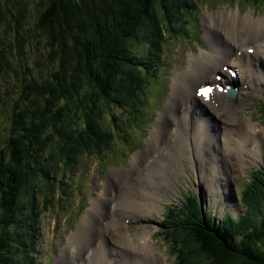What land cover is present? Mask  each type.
Segmentation results:
<instances>
[{
  "label": "rangeland",
  "instance_id": "obj_1",
  "mask_svg": "<svg viewBox=\"0 0 264 264\" xmlns=\"http://www.w3.org/2000/svg\"><path fill=\"white\" fill-rule=\"evenodd\" d=\"M145 11L150 12L151 21L143 22L132 53L161 61L158 65L157 62H152L147 70L142 66H136L146 71L141 74L144 79H155L152 80L153 82L149 81L148 87L144 86L138 91L139 99L142 101L141 94L147 89L148 103L144 107L147 115L143 117L138 111L123 109L117 102L118 98L106 95L108 91L104 95L100 89H96L90 92L89 99L82 100L86 105L82 112L75 113L72 109L67 111L69 114V118L65 119L67 123H62L57 131L52 133V137L45 141L43 151L37 152L36 158L41 160V165L36 166L31 174L27 175L23 191H28L34 197L37 208L41 207L37 210L36 221L38 229L41 230L37 242L39 254L36 253L34 256L38 264L71 262V256H74L66 247L69 245V235L78 229L82 219H85L84 216L91 219L90 208L93 201L99 196L118 199L129 195L126 182L114 183L115 180L111 179L109 172L113 169L129 167V161L133 155H142L143 150L148 147L150 139L148 137L151 132L155 128L165 127V122L164 126L159 127V116L171 96L175 79L178 82L181 80L176 90L178 107L175 114L181 115L190 103L193 106H200L210 121L209 130L218 136L219 129L223 133L227 129L230 136L234 137L242 130L243 122L250 121L259 127V131L254 134L258 146L251 155L239 156L235 152L229 153L223 141L221 144L214 141L213 144L204 145L206 156L210 158L212 154L217 156L212 159L218 165L220 180L209 176L206 172L199 174L200 168L196 165H194L195 170L190 168L194 177L188 172L187 179L183 170L186 167L184 157H181L180 166L182 174L184 173V184H192L193 194L199 198L203 210L208 209L211 215L218 210L216 218L229 214L231 218L240 220L247 213V209H244L239 201L243 185V194L248 195V203L253 211L257 214L259 213L257 210L264 212L262 199L264 86L253 81H245L246 71L250 70L254 74L251 68L252 62H260L264 65V54L258 53L253 60H250L238 44L249 36V30L242 28L240 17L247 16L264 21V0H150ZM230 11L235 16L230 26L231 29L233 28L232 32L236 33L234 39L228 35L229 25L223 22L225 13ZM219 15L222 17L221 20ZM200 34L201 37H199ZM11 39L8 38L7 41ZM262 40H264V33ZM9 43L12 47L8 50L13 49L18 53L14 42L10 41L7 45ZM203 44L204 47H202ZM205 50H209L216 58L221 57L219 60L222 61L217 65V71L212 78L206 77L202 83L213 82L219 74L218 81L220 80L221 88L238 84L239 93L235 99L224 94L220 95L216 90L214 92L217 97L212 100L213 103L196 96L184 99L186 91L185 88L183 91L182 84L185 85L190 80L191 84H194L193 81H197L196 78L206 75L209 71L207 67L202 66L200 60H189L188 55L189 53H205ZM13 51L14 59L17 55ZM7 55L11 56L9 52ZM20 55L26 56V47L25 53L21 52ZM235 58L242 64L241 75H238L235 67L228 64ZM12 63L14 62L11 59V66H13ZM197 67H200V70ZM9 70L0 72V154L7 152V142L12 134L10 119L13 99L11 96L13 91L17 92L19 88L18 82ZM7 71H9L8 74ZM115 71L119 74V67ZM229 72L234 74L231 75ZM259 77L264 79L263 74H259ZM223 78L225 83L222 81ZM118 80V77L111 78L109 84ZM141 85L143 86V83ZM180 93L182 95H179ZM134 99H128L127 103ZM137 103L135 107L138 106ZM227 104L236 107L235 111L242 118V125L232 111L226 109ZM190 113V127H196L195 112L192 110ZM150 160L151 158L148 157V161ZM144 171L145 163L143 159H140L139 169L132 174L134 179L139 178L140 173ZM110 181L111 185H109ZM184 184L179 182V190H174L172 194L171 201L176 204L182 197L180 192L188 193V188ZM140 185L144 187L145 183L142 182ZM200 189L203 191L201 192ZM216 192L219 193L216 194ZM212 194L215 204L208 203L207 195L211 197ZM45 197H50L51 202L47 199L49 203H46ZM171 201L165 202L163 209L149 210L150 212L143 218L126 216L122 219L123 225L119 227L121 231L135 232L142 227L149 229L148 240L152 243L155 254L150 252L147 255L141 251H131L119 242L121 240L119 233L109 225L119 216L117 210L112 208L111 202L100 207V214L95 216L94 220L98 228L104 229L100 241H102L101 245L107 248L108 252L105 250V253L111 259L107 263L116 264L115 259L123 257L125 254L122 251H124L129 253L128 264H219L217 257L209 256L199 247L196 249L195 243L175 225L178 223H175V213L169 211L168 206L172 203ZM184 202L187 204L185 200ZM166 209L168 210L165 212ZM164 212L166 216H163ZM172 219L175 224H171ZM89 223L90 221L87 224ZM4 228L0 219V237H3ZM8 230L12 233L10 223H8ZM9 238L11 239V236ZM8 243L10 244V241ZM96 247L98 246L93 244L86 250L78 251V258L76 262L72 261V264H89L88 256L94 255ZM92 250L94 252L89 253ZM5 254H3L5 259L11 256V254ZM135 255L142 259H136Z\"/></svg>",
  "mask_w": 264,
  "mask_h": 264
},
{
  "label": "trees",
  "instance_id": "obj_2",
  "mask_svg": "<svg viewBox=\"0 0 264 264\" xmlns=\"http://www.w3.org/2000/svg\"><path fill=\"white\" fill-rule=\"evenodd\" d=\"M149 1L0 0V72L10 69L19 87L11 96L12 134L7 152L0 154V219L5 226L0 258L11 254L7 259L3 256L1 264H38L34 256L38 254L36 221L41 207H36L23 185L27 175L41 165L37 152L43 151L45 141L69 118L67 111L82 112L86 106L82 100L100 89L118 98L123 109L140 113L138 91L148 83L141 74L153 59L132 50L143 22L151 21L150 12L145 11ZM10 41L18 53L8 50ZM25 47L24 57L20 53H25ZM12 51L17 58L13 59ZM115 77L119 80L109 84ZM241 203L247 213L240 220L228 214L218 219L208 212L192 224H175L173 219L171 224L186 233L196 249L217 257L219 264H264V212L253 211L248 195H242ZM189 206L190 201V211Z\"/></svg>",
  "mask_w": 264,
  "mask_h": 264
},
{
  "label": "bare ground",
  "instance_id": "obj_3",
  "mask_svg": "<svg viewBox=\"0 0 264 264\" xmlns=\"http://www.w3.org/2000/svg\"><path fill=\"white\" fill-rule=\"evenodd\" d=\"M219 16L221 20L222 17L221 15ZM240 18L242 28L249 30V36L246 39H243L242 42H239L238 44L240 45L239 47L243 50V52L247 56H249V59L253 60V58L256 57L258 53L264 54V40H262V35L264 33V21L263 19L262 21H260L257 18L251 19L247 16ZM234 19L235 16L232 11L226 12L223 17V22H226L229 25L228 35L231 39H234L236 37V33L232 32L233 28H230V26L234 22ZM188 58L189 60L193 59L194 61L200 60L202 66L207 67L209 71L206 75L200 76L199 78L195 77L197 81H193L194 84H191L190 79L189 83L187 82L185 83V85L182 84L183 91L184 88L186 91V96L184 97V99L193 98L194 96H196L204 101L213 103L214 101L212 100L217 97L216 92L212 90L208 96H205L204 94H201V89L200 93L197 89L203 86L202 82L206 80V77L212 78V75L217 71V65L222 61L219 60L221 59V57L216 58L211 55V52L209 50H205V53H189ZM228 64L238 70V75H241V73H243L242 64L241 62H238L237 58L233 59V61L231 62H228ZM251 64V68H253L252 72H254V74H252L249 70L248 81H253V83H259L260 86H264V79L262 77H259V74L264 75V66L260 64V62H252ZM221 66L222 65H220V67ZM199 68L197 67V69ZM229 73H231V75L234 74L233 72ZM196 75L199 74L196 73ZM224 80L225 78H223L222 80L223 83H225ZM179 82L177 79L174 80L171 96L164 105V108L159 116V127L164 126V122L165 127L162 129L155 128L151 132L150 136L148 137L150 138L148 141V147L143 150L144 152L142 153V155H133V157L129 161V167H127L126 169H113L109 172V176L111 177V179L113 178L115 180L114 183L123 181L126 182L125 184L128 190L127 194L129 195H124L118 199L99 196L93 201V205L90 208V211L92 213L91 219L90 217L84 216L85 219H82L81 223L77 227L78 229H76L77 231L75 230L76 232L73 231L69 235V245L66 247L68 251H70V253H73L74 257L71 256V262H69L68 264H72V261L73 263L76 262L78 258V251L86 250L93 244L100 247V250L98 252V255L96 257H93L89 262H92V264H110L107 262H109L111 259L108 257V254L102 251L103 244L101 245L102 241H100V237L104 229L98 228L97 222L94 220V217L100 214V207L107 204V202H111L112 208L115 211L117 210V213L119 214L118 218L114 219L115 221L109 223V225L116 229L119 233L121 238L119 242H121L131 251H141L146 255L150 252L152 254H155L153 245L148 240V237L150 235L149 229H147L146 227H142L139 229V231L137 230L135 232H130L129 230L121 231L119 227L123 225L122 219H124L126 216H133L134 218L137 217L140 219L145 217L148 212H150L149 210H156L158 208L163 209L164 203L171 201L168 193H172L174 191L175 178L181 170L179 167L181 157L183 154H185L186 151L189 150L192 143L194 144V146L192 147L195 152L194 156L197 160L198 167H200V174H203L206 170L213 175H218V173H220L218 170V165L213 162L210 157L204 156V151L201 147L203 137L200 132L196 133L194 129V131H191L193 136L190 137L188 135L189 128L186 125V121L184 118H189L188 115L183 114L182 117H179L177 114H175L178 107L176 104V90H178L177 87L181 84H179ZM229 90L238 93L237 88L235 89L232 86L231 88H229ZM223 93L224 92H221L219 94L222 95ZM179 95L182 94L180 93ZM188 109L190 110V107ZM226 109L231 110L234 116L239 119V122L242 125V118L237 115V111H235L236 107L232 104H227ZM194 112L195 116H197L199 110L197 109ZM243 123L244 124L242 125V130H240L239 133L234 137L230 136V133L226 131L227 129L224 131V133L222 131L221 134V140H223L227 152H235L239 156L251 155L256 151V148L258 146V141L254 137V134L259 131V127L250 121ZM200 128L202 129L203 133L206 134L204 128H202L201 125ZM195 136L196 141L194 140ZM216 136L217 134L210 137L208 136V138L210 141L214 142L217 140ZM190 152L191 155H193L192 151ZM148 157L151 158L150 161H148ZM140 159H143L145 163V171L140 173L141 175H139V178L136 177L134 179L132 174L139 169ZM205 161L208 162L209 165L206 164ZM139 182H144V187H142ZM109 185H111V181L109 182ZM200 191L202 192L203 189H200ZM218 193L219 192H216V194ZM212 196L213 194L211 195V197L207 195L209 204L214 202V200H212V198L214 197ZM168 206L172 207V203H169ZM172 208L174 209V207ZM89 221L90 223L87 224ZM128 255L129 253H127V255H123V257H121L120 259H115V263L128 264ZM135 258L138 260L142 259L137 255H135Z\"/></svg>",
  "mask_w": 264,
  "mask_h": 264
},
{
  "label": "water",
  "instance_id": "obj_4",
  "mask_svg": "<svg viewBox=\"0 0 264 264\" xmlns=\"http://www.w3.org/2000/svg\"><path fill=\"white\" fill-rule=\"evenodd\" d=\"M230 95H231L232 97H235L236 93L233 92V91L231 90V91H230ZM208 132H209V133H208ZM206 133L208 134L209 137H210V136H213L212 131H206ZM211 138H212V137H211ZM211 138H210V139H211ZM209 141H210L209 138H207L206 140H204V144H211V143L213 144L212 141H210V142H209ZM216 142H217V143H220L219 138L216 140ZM219 145H220V144H219ZM194 154H195V153H194ZM212 158H217L216 154H213V155H212ZM212 158H211V159H212ZM212 161H213V159H212ZM213 162H214V161H213ZM209 173H210V172L208 171L207 174H209ZM181 175H182L181 172H179V173H178V176H179V177H182ZM212 175H213V174H212ZM181 179H182V178H181ZM182 180H183V179H182Z\"/></svg>",
  "mask_w": 264,
  "mask_h": 264
},
{
  "label": "snow or ice",
  "instance_id": "obj_5",
  "mask_svg": "<svg viewBox=\"0 0 264 264\" xmlns=\"http://www.w3.org/2000/svg\"><path fill=\"white\" fill-rule=\"evenodd\" d=\"M205 91H208V92H210L211 91V89L209 88V89H202L201 90V94H203Z\"/></svg>",
  "mask_w": 264,
  "mask_h": 264
}]
</instances>
